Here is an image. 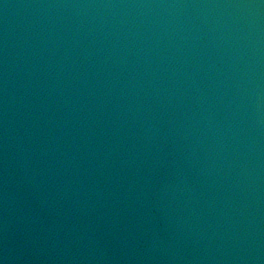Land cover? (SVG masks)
<instances>
[{"label": "water", "instance_id": "1", "mask_svg": "<svg viewBox=\"0 0 264 264\" xmlns=\"http://www.w3.org/2000/svg\"><path fill=\"white\" fill-rule=\"evenodd\" d=\"M0 264H264V0H0Z\"/></svg>", "mask_w": 264, "mask_h": 264}]
</instances>
